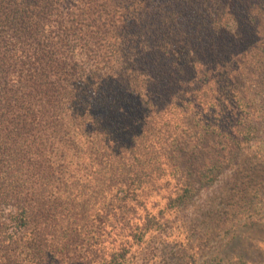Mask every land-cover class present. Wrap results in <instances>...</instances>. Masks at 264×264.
Wrapping results in <instances>:
<instances>
[{
	"label": "trees",
	"instance_id": "trees-1",
	"mask_svg": "<svg viewBox=\"0 0 264 264\" xmlns=\"http://www.w3.org/2000/svg\"><path fill=\"white\" fill-rule=\"evenodd\" d=\"M263 123L264 0H0V264L196 263L199 186L229 242L264 209Z\"/></svg>",
	"mask_w": 264,
	"mask_h": 264
},
{
	"label": "rangeland",
	"instance_id": "rangeland-1",
	"mask_svg": "<svg viewBox=\"0 0 264 264\" xmlns=\"http://www.w3.org/2000/svg\"><path fill=\"white\" fill-rule=\"evenodd\" d=\"M262 126L264 127V123ZM233 175L234 173H228L229 177ZM222 179L224 182L198 187L200 189L197 191L188 211V229L179 234L180 240L185 241V243H187V236H191L189 240L192 241H196L197 239L200 241L202 235H205L207 238L208 242L207 244H202L203 250L199 254L196 263H193L188 258L184 260L180 257H177L178 259L170 257L171 264H178V262L186 264L187 261H189V264H249L248 261H239L235 257L238 253L247 255L250 262H258L256 260L264 258V243L260 244L259 240H257L258 245L254 246L253 250L247 251L252 241L260 237L264 238V209L258 214H252V217L250 214H244V218L239 222L241 225L237 232V237L235 240H232L233 242L228 241V235L226 236L224 232H218V228L214 229V222L210 218L217 216L215 213L217 210H221V212L225 210V198L230 192L231 187V178L228 180H225L226 178ZM217 217L218 219L220 218V216ZM250 219L257 220V224L252 227H245L244 224L251 222ZM230 236H232V231L230 232ZM227 242L229 243L225 245ZM170 250L171 248H166L163 256L168 257ZM188 252L190 253L191 250ZM216 255L219 256L218 259L215 258ZM157 262H160V260Z\"/></svg>",
	"mask_w": 264,
	"mask_h": 264
}]
</instances>
